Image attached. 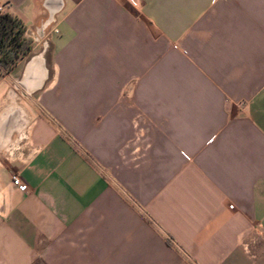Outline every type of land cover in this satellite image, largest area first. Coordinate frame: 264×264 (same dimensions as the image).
<instances>
[{
	"label": "crops",
	"instance_id": "0c3cea01",
	"mask_svg": "<svg viewBox=\"0 0 264 264\" xmlns=\"http://www.w3.org/2000/svg\"><path fill=\"white\" fill-rule=\"evenodd\" d=\"M0 8L46 34L0 72V264H264V0Z\"/></svg>",
	"mask_w": 264,
	"mask_h": 264
},
{
	"label": "rangeland",
	"instance_id": "374dc122",
	"mask_svg": "<svg viewBox=\"0 0 264 264\" xmlns=\"http://www.w3.org/2000/svg\"><path fill=\"white\" fill-rule=\"evenodd\" d=\"M23 37H24V45L22 46L23 51L20 53V58L17 59L16 62L12 65H8L5 67L0 66L1 73L9 72L12 70L11 76L15 80L20 79V75H21L23 67L34 55L39 53L37 51H39V48L42 45L43 41H46V34H44L43 37H37V35L26 37L25 31H24ZM49 56H50L49 52H45L44 59L46 61L47 69L50 68ZM15 86H16V90L15 89L14 90L17 95V98L19 99L17 102L20 103L22 101L23 104L27 107L28 112H30L31 115L36 114L37 108L35 106V102H36L38 93L28 95L18 85H15ZM30 124H31V121L29 119V125ZM28 128L29 126L27 127L24 136L27 135ZM20 138H21V135H19L18 133H15L11 140L13 142L10 141V143L8 142L7 144H4V145H2V142H0V165L8 162V160L12 157V155L15 153L17 148H19L18 147L19 144L20 145L24 144L26 140H21ZM17 141L18 143H15Z\"/></svg>",
	"mask_w": 264,
	"mask_h": 264
},
{
	"label": "trees",
	"instance_id": "16d2710c",
	"mask_svg": "<svg viewBox=\"0 0 264 264\" xmlns=\"http://www.w3.org/2000/svg\"><path fill=\"white\" fill-rule=\"evenodd\" d=\"M25 27L15 17L0 13V66L12 65L23 51Z\"/></svg>",
	"mask_w": 264,
	"mask_h": 264
},
{
	"label": "built area",
	"instance_id": "2783aa9c",
	"mask_svg": "<svg viewBox=\"0 0 264 264\" xmlns=\"http://www.w3.org/2000/svg\"><path fill=\"white\" fill-rule=\"evenodd\" d=\"M130 4L133 8L138 9L141 5V0H130ZM1 12H2V9L0 8V13ZM12 181L19 189H21L23 191L27 190L26 184L24 182H22L18 176L13 175Z\"/></svg>",
	"mask_w": 264,
	"mask_h": 264
}]
</instances>
